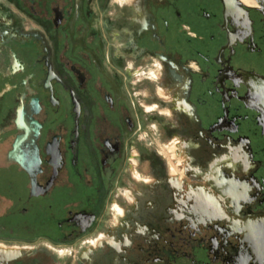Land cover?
<instances>
[{"label": "flooded vegetation", "instance_id": "obj_1", "mask_svg": "<svg viewBox=\"0 0 264 264\" xmlns=\"http://www.w3.org/2000/svg\"><path fill=\"white\" fill-rule=\"evenodd\" d=\"M0 250L264 264V0H0Z\"/></svg>", "mask_w": 264, "mask_h": 264}, {"label": "water", "instance_id": "obj_2", "mask_svg": "<svg viewBox=\"0 0 264 264\" xmlns=\"http://www.w3.org/2000/svg\"><path fill=\"white\" fill-rule=\"evenodd\" d=\"M19 115V121H21L23 114L20 113ZM26 140H28V134L19 138V140L15 143V150L10 153V157L16 159L21 165L27 168L32 177H34L35 172L33 173L31 167H37L40 160L36 152L31 154L30 156L23 154L21 147Z\"/></svg>", "mask_w": 264, "mask_h": 264}, {"label": "bare ground", "instance_id": "obj_3", "mask_svg": "<svg viewBox=\"0 0 264 264\" xmlns=\"http://www.w3.org/2000/svg\"><path fill=\"white\" fill-rule=\"evenodd\" d=\"M8 249V248H7ZM16 249V248H15ZM18 249V248H17ZM6 250V249H5ZM10 250H12V249H10ZM13 250H14V248H13ZM1 251V250H0ZM20 251H21V249H20ZM4 252V251H3ZM12 253H13V251H11ZM16 252V251H15ZM14 252V253H15ZM7 253V252H6ZM10 253V252H9ZM8 254V253H7Z\"/></svg>", "mask_w": 264, "mask_h": 264}]
</instances>
